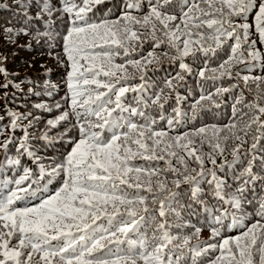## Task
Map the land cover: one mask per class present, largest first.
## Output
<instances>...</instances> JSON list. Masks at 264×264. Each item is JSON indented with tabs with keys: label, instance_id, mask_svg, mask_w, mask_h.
Instances as JSON below:
<instances>
[{
	"label": "snow or ice",
	"instance_id": "snow-or-ice-1",
	"mask_svg": "<svg viewBox=\"0 0 264 264\" xmlns=\"http://www.w3.org/2000/svg\"><path fill=\"white\" fill-rule=\"evenodd\" d=\"M106 2L108 0H60L61 6L53 9L48 0H43L41 11L37 14V18L43 13H47L51 18L53 12L58 11L61 18H67L63 51L69 69L66 99L70 111H63L54 119L47 120L41 138L50 139L49 130L62 121H68L70 116H75L76 123L72 128L78 129L80 138L71 140L73 146L63 162L50 168L49 174L52 176L63 173V183L55 194L48 195L47 198H39V203H34L32 206L20 207L18 206L20 201L36 196L32 187L35 172L22 164L21 157L33 158L32 163L39 167L40 174H45V166L28 147L29 132L27 126L24 128L16 157L6 158L8 165L22 166V174L14 181L5 180L0 184V188L4 190L3 194H0V264H141V262L173 264V251L180 252L181 256L190 255L191 264H202L201 258L217 247L220 255L210 261V264H264V224L261 223V220H264V196L260 198L257 213L261 220L251 224L240 235L223 239L219 245L209 244L199 238L202 228L190 221L176 225L168 222L169 211L173 210L172 206L180 193L168 187L167 179L158 178L160 171L165 174L171 172V183L174 188L178 190L182 184L188 185L191 200L204 204V210L211 213L212 209L208 208L206 202L200 200L203 193L199 186L201 180L210 173L212 179L208 183L210 186L214 185L211 193L213 198L223 201L231 209L242 210L247 199V186L258 179H264L253 172L255 156L236 178L238 181L243 179V183L227 197L223 194L224 181L216 176L215 169L205 172L204 154L192 139V137H200L202 146L207 138L206 127L173 137L171 139L175 144L165 145V150L173 147L182 149V154L169 152L170 156L177 157V167H173L170 161L168 168L164 170H146L129 165V162L138 155L146 160L164 159V156H156L155 153L163 138L167 137V133L163 130H155L154 126L158 121L151 113L152 108L158 109L160 120L167 119L169 128L179 124L181 118L187 116V113L179 107L183 97L178 91L182 86L179 82L184 80L182 73L192 72V68L185 63V57L192 56L195 62L199 53L206 56L209 53L215 55L229 40L235 41L234 44L229 45L231 55L218 67L210 68L208 61L205 60L204 67L198 73L201 80L232 77L233 60L244 63L250 58L253 61L264 62V52L255 48L257 41L249 42V30L252 26L248 23H235L236 19L246 20L248 14L255 11V30L259 36V43L264 45V0H192L191 4L180 5L179 15L170 14L174 0H148L146 11L142 0H123L120 15L116 19L109 18L111 10L98 19L94 18L97 6ZM134 12L142 14H133ZM177 19L181 23L173 27L170 22ZM49 22L50 19L46 21ZM12 31L11 28L5 29L6 33ZM41 36L50 38L51 33L37 32L34 38L39 42ZM149 38L154 47L167 43L170 50H175V55L165 52L163 56L172 61H179L181 72L166 80L164 87L153 96L144 97L141 93L147 85L129 84L130 77L126 65L135 67L140 72L141 81L145 80L147 65L158 64L161 57L153 52L141 60L128 59V57L130 52L136 51L137 42L142 44ZM121 50L125 63H115V58L121 55ZM209 72L212 75H208ZM0 73L7 77L3 67H0ZM235 75L237 79L243 80L245 88L249 87L250 81L256 82L258 86L264 82V77L247 75L240 77L239 72ZM0 87L7 88L8 84L5 83ZM235 87L237 85L231 86V88ZM230 91V88H217L215 93L201 94L200 98L191 105L192 118L195 119L202 109L212 105L219 107L220 104L214 97H220ZM128 92L136 94V107H125L124 98ZM173 92L176 94L177 106L172 108V115L166 116L165 105L168 104ZM261 99L264 97L257 94L254 102L245 105L253 110V114L244 128L240 129L247 137L248 130L255 125L256 133L253 135V140L257 142L264 139V119L261 118L264 117V104L260 103ZM205 101L210 103L206 104ZM243 103L242 96L235 97L232 106L234 116L238 115V106ZM34 107L52 110L45 104H36ZM56 108H60V104H56ZM117 110L127 112L128 117L114 115ZM247 115L248 113H244V116ZM6 116L10 118V127L13 130L20 127V120L26 118L25 115L10 109L6 110ZM244 116L240 117L241 120ZM136 117L142 122H134ZM3 119L4 117H0V120ZM31 123L32 121H29V126ZM224 127L234 130L237 124L230 123ZM72 128L65 129L60 136L70 135ZM212 129L215 143L212 139H208L212 151L207 156L208 160L216 165L217 155L223 156L224 153L221 139L226 143L229 137L216 135L221 130L215 125ZM3 131L4 129L0 128V134ZM106 131L111 133L108 139L102 135ZM233 136L235 140L240 141L232 149L233 158L239 159L242 152L247 156L249 150L243 147L247 142L246 139L242 140L235 132ZM13 139L14 137L9 136L0 147L7 149ZM131 145L138 146L136 151H133ZM256 147L257 143H253L251 151ZM145 152H150L151 155H144ZM189 159L199 165V172L189 168L187 163ZM3 163L0 161V168L3 167ZM261 165V170L264 171V160L261 161ZM132 172L147 173L149 178L146 181V191L152 194V207L147 205L146 195L129 198L127 193L120 194V186L124 184L137 190L145 187V184L138 179L135 183H129L125 177ZM153 177H157L155 186H153ZM161 196L164 198L158 200L157 198ZM157 211L162 218L159 222H156L154 215ZM149 214H152L155 224L151 235L147 232L143 235L137 233L136 238L133 239L135 226ZM175 215L177 219H183L179 212ZM229 215L234 222L238 219L235 212L225 208L219 215H214L209 220L208 226L213 237L220 235V228L213 225H222ZM101 216L108 218L114 230L97 224ZM173 227L181 230L194 228V231L186 235L182 232L173 235L170 231ZM193 237H196L195 243H192ZM121 244L128 246L123 255L120 254ZM113 248L117 250L113 251ZM175 264H182L180 256L176 257Z\"/></svg>",
	"mask_w": 264,
	"mask_h": 264
},
{
	"label": "trees",
	"instance_id": "trees-1",
	"mask_svg": "<svg viewBox=\"0 0 264 264\" xmlns=\"http://www.w3.org/2000/svg\"><path fill=\"white\" fill-rule=\"evenodd\" d=\"M148 0H142L145 5L144 11H146V5ZM49 5L53 9H58L60 0H48ZM191 4L192 0H174V7L170 14L179 15L181 4ZM43 0H0V67H3L7 72V77L3 73H0V85L5 83L8 87H0V117H4L0 120V128L4 131L0 134V145L8 139L9 136L14 137L8 148L5 149L0 147V161L4 162L3 167L0 168V184H3L5 180L14 181L22 174V166H11L6 163V158H15L17 155V148L19 146L20 139L24 135V128L27 126L29 132L28 147L39 157L40 163L45 166V174L41 175L39 167L32 163V159L27 156L21 157L22 164L33 169L35 176L32 178V187L36 192V196L26 198L18 203V206H32L34 203H39V198H47L48 195L55 194L63 183V173H59L56 176L50 175V168L54 167L55 164L63 162L67 153L71 151L72 143L71 140H78L79 134L78 129L72 128V125L76 123L75 116H70L69 120L62 121L59 125L49 130L50 139L44 140L41 138L43 132L46 129V123L49 119H54L60 115L63 111H70L67 103L68 90L66 86L67 82V57L63 51V37L67 33L66 17L61 18L58 11H54L51 18L48 17L47 13H43L40 18H37V14L41 11ZM123 6V0H108L103 5L97 6L96 15L94 18L98 19L102 17L106 12H109L110 19H116L120 15V9ZM258 6V5H257ZM204 7V5H202ZM142 14V13H133ZM198 14V13H197ZM255 11L248 14L247 19H236L235 23H248L252 27L249 30V42L256 40V49L264 52V45L259 43V36L255 30ZM46 23V21H49ZM174 27L176 24H180L181 21L170 22ZM11 28V33H6L5 29ZM22 30V31H20ZM204 30V29H201ZM19 31V34L17 32ZM195 31V29H193ZM37 32L40 33H51L50 38L48 36H41L39 42L35 37ZM27 33V34H25ZM9 36L11 39L9 40ZM183 39V37H182ZM211 43V42H207ZM234 40L222 46L218 50L217 54L213 55L209 53L207 56L203 53H199L195 62L193 57H185V63L191 68L192 72H183L184 80L180 81L182 85L178 88L179 94L183 97L179 107L187 113V116L181 118L179 124H174L169 128L167 119L160 120L158 109L152 108L151 113L157 119L158 123L154 126L156 131H165L167 137L163 138V142L156 148V156H164V159H151L146 160L143 156H136L130 162L131 167H140L146 170H164L168 168L169 161L173 167H177V157H172L169 152L175 151L178 154H182V149L173 147L165 150L166 144H175V141L171 138L176 136H182L184 133L193 132L201 127H206V139L201 146L200 137H192L195 140L196 146L201 148L204 154V168L205 172L209 169H215L216 176L224 181V195L227 197L232 193L239 184L243 183V179L237 180L243 170L247 167L248 162L253 156L256 157L254 162L255 167L253 168L254 174L261 178H264V171L261 170V161L264 160V139L257 141L253 140V135L256 133V126L253 125L248 130V136H244V132L240 129L244 128L245 124L251 118L253 110L245 107L249 102H254L257 99V94L264 97V82L260 83L259 86L256 82H249V87H244L242 79H237L235 73L239 72L240 77L252 76V77H264V62L261 60L246 59L244 63H237L236 60L232 62V77H223L217 80H201L198 73L199 70L204 67L205 60L208 61L210 68H216L223 61L227 60L231 55L230 44H234ZM214 46V45H213ZM182 47V44H181ZM246 51V50H245ZM150 52L160 56V62L152 63L147 65V71L145 73V80L141 81L140 72L132 65H126L127 72L130 80L128 81L131 85H139L145 83L146 89L141 93L144 97L153 96V94L159 89L163 88L165 81L175 77L178 72H181L179 67V61L169 60L163 56V53L169 52L170 55H175L174 49H169L167 43L154 47L151 39H146L142 44L137 42L136 51L130 52L128 59L141 60L147 58ZM115 63H125L123 57V51L121 55L115 58ZM208 75H212L211 72ZM219 75V73H217ZM232 85H237L235 88H231ZM217 88H230L231 91L224 93L220 97H214L219 107L214 105L202 109L195 119L192 118L191 105L200 98L201 94L207 95L209 93H215ZM167 92V90H166ZM7 94V95H6ZM175 92L171 94V98L168 104L165 105V115H172V108L176 107ZM136 94L128 92L124 98L125 107H136L135 103ZM242 96L244 101L243 104L238 106V115H233V103L235 97ZM115 99V96H112ZM151 103V101H149ZM206 104L210 102L205 101ZM261 104H264V99L260 100ZM36 104H45L51 111L47 109H38L34 107ZM56 104H60V108H56ZM115 107V105H112ZM12 110L14 112L21 113L26 116L25 119L19 121L20 127L15 130L10 127V118L6 116V110ZM244 113H248L244 116ZM114 115L121 116L124 118L128 117L127 112H121L117 110ZM241 116L244 119L241 120ZM38 118V119H37ZM264 119V117H261ZM29 121H32L29 126ZM123 122V121H122ZM134 122H142L139 117L134 118ZM230 123H236L237 128L234 130L226 129L224 126ZM215 125L221 131L216 133L221 137L227 136L229 139L225 143L221 139V144L224 147L223 156L217 155L216 165H213L209 160L207 154L212 151L209 147L208 139H212L215 143L214 133L212 126ZM72 128L70 135L60 136L65 129ZM127 130L126 128L124 129ZM233 132L240 135L241 139H246V143L243 145L244 149L249 150L248 155L245 156L243 152L239 159H234L232 156V149L235 144L239 143L234 139ZM106 139L110 138L111 133H102ZM186 142V141H182ZM150 147L151 141L148 142ZM257 143V147L254 151H251V145ZM133 151H136L137 145H131ZM144 155H151L150 152H145ZM228 161V163H225ZM190 169H196L199 172V165L194 160H187ZM126 179L129 183L137 182V179L145 184V187L137 190L129 187L128 184L120 186V194L127 193L129 198H133L136 195H146L148 200L146 201L149 207H152V194L146 191V181L148 180L147 173L137 174L135 172L129 173ZM159 179H167L168 187L174 191H178L180 195L176 198V202L173 204V210L169 211L168 217L172 216L168 222L172 225L184 223L190 221L192 224L202 228L199 238L202 241H207L209 244L219 245L223 239L236 237L240 233L246 230L247 227L255 223L257 220H261V217L257 214L259 211V201L264 196V179H258L254 183H250L248 191L246 192L247 199L245 200L242 210L231 209L229 205L223 203V201L214 199L212 196V190L214 185H209L208 181L212 179L209 173L205 179L201 180L200 188L202 195L200 200L206 202L208 208L212 209V212H206L204 210V204L196 203L191 200V191L188 185L182 184L180 189H175L171 183L172 173L159 172ZM157 177H153V186H155V180ZM119 184V181H117ZM11 186V185H10ZM3 189L0 188V194H3ZM187 193V194H185ZM164 197H158L157 199H163ZM248 201H251L249 203ZM191 205V207H189ZM142 207V206H141ZM158 208V204L156 205ZM229 208L230 211L235 212L238 218L235 222L231 215L225 218L222 225H213L220 228V235L213 237L208 226L210 219L214 215H219L220 211ZM123 212V206H121ZM179 212L183 219H177L175 213ZM156 222H159L162 218L159 217L158 211L154 214ZM167 217V218H168ZM115 223V222H113ZM264 224V220H261ZM97 224L102 225L104 228H113V224H110L108 218L101 216ZM231 225V227H229ZM118 226V225H117ZM136 231L132 233V238L135 239L137 233L143 235L147 232L151 235L152 229L155 224L152 220V214H149L145 219L140 220L138 225L135 226ZM114 230V228H113ZM173 235L190 234L194 231V228L181 230L173 227L170 229ZM196 237L192 238V243H195ZM206 247L207 245H201ZM111 247V246H110ZM127 245H120V254L123 255L127 251ZM117 249L113 248V251ZM220 255L219 248L211 249L205 257H202V264H210V261L215 260ZM180 256L182 264L186 261V264H191L190 255L181 256L180 252L173 251L172 260L175 264V259ZM167 260V257H165ZM258 260V257H257ZM143 264V262H141Z\"/></svg>",
	"mask_w": 264,
	"mask_h": 264
},
{
	"label": "rangeland",
	"instance_id": "rangeland-1",
	"mask_svg": "<svg viewBox=\"0 0 264 264\" xmlns=\"http://www.w3.org/2000/svg\"><path fill=\"white\" fill-rule=\"evenodd\" d=\"M171 217H172V216H169L167 219L169 220ZM187 229H189V228H187ZM187 229H185V230H186V233H187ZM185 235H186V234H185Z\"/></svg>",
	"mask_w": 264,
	"mask_h": 264
}]
</instances>
